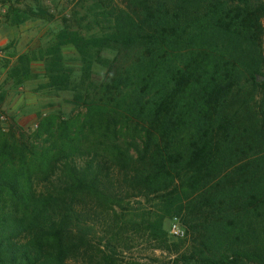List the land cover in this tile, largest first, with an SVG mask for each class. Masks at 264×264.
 Masks as SVG:
<instances>
[{
    "label": "trees",
    "instance_id": "1",
    "mask_svg": "<svg viewBox=\"0 0 264 264\" xmlns=\"http://www.w3.org/2000/svg\"><path fill=\"white\" fill-rule=\"evenodd\" d=\"M4 2L15 26L54 18ZM91 9L105 29L68 34L81 110L0 127V264H124L142 244L155 264H264V0Z\"/></svg>",
    "mask_w": 264,
    "mask_h": 264
},
{
    "label": "rangeland",
    "instance_id": "2",
    "mask_svg": "<svg viewBox=\"0 0 264 264\" xmlns=\"http://www.w3.org/2000/svg\"><path fill=\"white\" fill-rule=\"evenodd\" d=\"M4 1L0 0V127L6 129L15 121L23 129L33 130L38 117L45 114L68 117L80 111L76 107L80 57L68 34L77 30L81 37L89 38L105 29L101 11L91 9L97 0H23V5L48 9L54 18L26 19L18 26ZM262 49L264 54V43ZM101 56L110 58L106 53ZM104 72L102 65L93 63L92 79L100 80ZM173 223L185 232L176 217L166 219L163 227L172 239ZM131 253L133 256L123 258L124 264H155L150 257L166 262L165 254L144 244Z\"/></svg>",
    "mask_w": 264,
    "mask_h": 264
},
{
    "label": "built area",
    "instance_id": "3",
    "mask_svg": "<svg viewBox=\"0 0 264 264\" xmlns=\"http://www.w3.org/2000/svg\"><path fill=\"white\" fill-rule=\"evenodd\" d=\"M170 235L174 238H182L185 234L184 230L179 228L177 223H173L170 228Z\"/></svg>",
    "mask_w": 264,
    "mask_h": 264
},
{
    "label": "crops",
    "instance_id": "4",
    "mask_svg": "<svg viewBox=\"0 0 264 264\" xmlns=\"http://www.w3.org/2000/svg\"><path fill=\"white\" fill-rule=\"evenodd\" d=\"M1 39L3 40V38L1 37Z\"/></svg>",
    "mask_w": 264,
    "mask_h": 264
}]
</instances>
